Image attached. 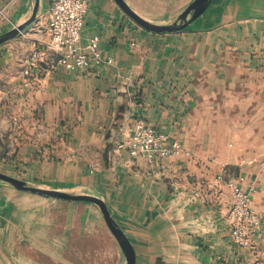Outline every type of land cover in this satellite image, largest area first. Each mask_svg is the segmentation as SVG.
<instances>
[{"label":"crops","instance_id":"0c3cea01","mask_svg":"<svg viewBox=\"0 0 264 264\" xmlns=\"http://www.w3.org/2000/svg\"><path fill=\"white\" fill-rule=\"evenodd\" d=\"M193 1L124 0L157 24L174 22ZM50 3L41 0L24 35L0 45V172L103 199L136 264H254V253L232 242L226 181L243 176L244 188L257 186L264 248V173L255 165L264 152V0H212L187 27L163 33L117 0H88L81 44L100 37L101 67L54 68L53 54L26 76L31 53L49 41ZM0 7L8 17L0 16V34L33 12L32 0ZM138 118L191 154L133 158L126 144ZM76 258L126 264L100 208L0 181V264Z\"/></svg>","mask_w":264,"mask_h":264},{"label":"built area","instance_id":"2783aa9c","mask_svg":"<svg viewBox=\"0 0 264 264\" xmlns=\"http://www.w3.org/2000/svg\"><path fill=\"white\" fill-rule=\"evenodd\" d=\"M5 8L0 7V16L8 19ZM87 11L88 0H51L46 12L49 41L44 50L34 49L31 53L24 70L26 76H31L32 69L53 54L58 55L54 68L96 70L101 67L104 59L100 37H92L87 46L81 44ZM20 33L24 35L23 31ZM126 146L133 158L142 157L149 162L174 156L182 150L177 140H170L168 135L149 125L144 118L135 121ZM228 186L233 193L232 235L238 241L244 234L246 223L257 222V219L251 208V198L242 187L234 182H228Z\"/></svg>","mask_w":264,"mask_h":264},{"label":"water","instance_id":"95a60500","mask_svg":"<svg viewBox=\"0 0 264 264\" xmlns=\"http://www.w3.org/2000/svg\"><path fill=\"white\" fill-rule=\"evenodd\" d=\"M212 0H194L189 6L179 15L177 20L169 24H157L150 22L137 13H135L125 2L124 0H117L120 6L125 10V12L130 15L137 23L142 27L154 31V32H176L187 27L192 21L199 17L206 8L210 5ZM40 7V0H35L33 6V12L31 17L21 25L13 27L7 32L0 34V45L4 42L15 38L20 31H23L30 23L36 20L37 14ZM0 181L5 182L14 188L37 194L44 197L55 198L59 200H68V201H87L95 203L101 210L102 215L110 228L111 232L116 237L119 242L125 256L126 264H136V252L134 247L124 231L118 226L112 213L110 212L106 202L100 197L89 195V194H74L67 192L65 190L59 189H49L39 186L32 185L30 182L10 176L8 174L0 172Z\"/></svg>","mask_w":264,"mask_h":264},{"label":"rangeland","instance_id":"374dc122","mask_svg":"<svg viewBox=\"0 0 264 264\" xmlns=\"http://www.w3.org/2000/svg\"><path fill=\"white\" fill-rule=\"evenodd\" d=\"M33 2V6L35 3V0H32ZM41 2V0H40ZM2 20L6 21L7 19L2 18ZM148 123V122H147ZM163 132V131H162ZM166 135L169 136L170 140L175 141L177 140L181 145H182V150L180 151V153L174 155V156H180L182 154H191V151L189 150V148H187L184 144V142L178 140L177 138H173L169 133L167 132H163ZM172 157V156H171ZM256 162H253V165ZM257 165L258 170L264 173V152L259 156V160L257 161ZM4 173V172H2ZM6 174V173H5ZM9 175V174H8ZM12 176V175H10ZM14 177V176H13ZM18 178V177H16ZM22 179V178H19ZM25 181L30 182L32 185L35 186H39V187H43V188H47L44 186H41L40 182L38 183L37 180H27V179H22ZM239 180H227L226 181V186L230 189V201L229 204L227 206V210H226V220L230 226L231 229V237H232V242L233 244L238 247V248H242L244 249H249V251L253 252L254 257L256 258L252 260V262H258V264H264V248H263V244H262V224H263V216L256 210L255 208V194L257 193V186L256 185H251L248 188H244V186L242 185V183L245 179L243 176L239 177ZM228 182H234L235 184L239 185L240 187H242V189L245 191V193L251 198V208L253 209V211L255 212V216L257 219V222H253V223H246V227H243V231L244 234L242 235L241 239H239L238 241H236L235 238H233L232 235V229H233V221L231 220V213L233 211L232 208V203H233V193L231 188L228 186ZM49 189H54V188H49ZM79 202H87V201H79ZM88 204V203H85ZM90 204V203H89ZM86 208L81 207L79 208L78 212H83ZM77 210V208H76ZM103 248H105L107 251L110 252L111 246L110 244H106V242L102 245ZM83 252L82 250V246L80 244V246H76V253H80ZM80 255V254H78ZM83 254H81L80 256H82ZM99 261H102L100 259L95 258L94 260H86V259H80V258H76L75 263L76 264H96ZM107 261H110L109 259H107Z\"/></svg>","mask_w":264,"mask_h":264}]
</instances>
